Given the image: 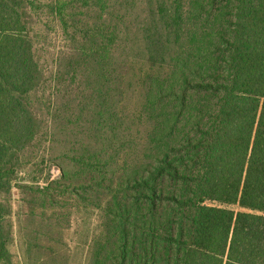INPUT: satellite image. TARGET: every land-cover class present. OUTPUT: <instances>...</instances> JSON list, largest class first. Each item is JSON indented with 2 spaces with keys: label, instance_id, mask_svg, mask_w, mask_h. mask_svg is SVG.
<instances>
[{
  "label": "trees",
  "instance_id": "obj_1",
  "mask_svg": "<svg viewBox=\"0 0 264 264\" xmlns=\"http://www.w3.org/2000/svg\"><path fill=\"white\" fill-rule=\"evenodd\" d=\"M87 5L106 17L90 26L81 10ZM110 7L108 0H0V264L11 263V205L4 196L40 130L30 99L42 81L31 13L47 8L57 19L69 41L60 62H91L85 121L98 132L94 140L107 127L111 143L92 141L96 151L88 143L70 159L95 173L100 156L118 143L109 91L119 74L112 61L122 31ZM167 11L165 45L147 43L153 57L139 106L152 119L146 148L122 163L119 180L73 185L80 197V187L109 190L103 233L91 241L87 264H264V0H171ZM181 14L192 16L195 27L178 28ZM151 27L152 20L144 37ZM126 144L117 146L120 153ZM35 189L41 208L50 207L53 187Z\"/></svg>",
  "mask_w": 264,
  "mask_h": 264
},
{
  "label": "rangeland",
  "instance_id": "obj_2",
  "mask_svg": "<svg viewBox=\"0 0 264 264\" xmlns=\"http://www.w3.org/2000/svg\"><path fill=\"white\" fill-rule=\"evenodd\" d=\"M38 1L46 3L51 0ZM90 1L97 3L98 0ZM170 1L108 0L110 6L113 5L109 10L121 19L122 31L112 61L114 70L119 74H116L115 81L112 80L109 91L111 105L116 112L117 127L113 135L118 143L114 144L113 141L111 150L104 151L100 156L103 165L109 164L99 166V171L95 173L88 168L86 171L83 169L86 167L70 159V156L84 153L82 151L86 150L88 143L95 149L93 144L100 142L99 146L102 147L109 140L107 127H103L99 139L94 140L98 132L85 121L92 106L91 85L94 79L86 71L91 62L78 58H71V65H67L63 59L60 62V56L68 52L69 41L62 34L57 19L50 16L47 8H43L40 14L31 13V40L42 81L30 99L40 121V130L34 141L23 149L22 171L16 175L11 192L4 196L11 205L8 218L11 231L8 244L10 264L88 263L91 241L103 233L101 222L105 219L102 209L109 190L100 189L101 184L94 185V191L82 189L95 179L109 184L107 178L118 176L122 163L134 162L147 146L146 136L152 128V119L139 108L145 96L142 86L147 82L143 74L150 73L148 60L153 57L147 50V43L148 46L150 41L165 45L163 29L171 24L167 11ZM81 10L87 14L90 26L95 25L97 19L106 17L103 10L95 5H87ZM150 20L153 27L144 37ZM174 23L178 28H194L196 22L192 16L187 18L181 14ZM176 35L180 36L181 30L176 31ZM73 42L71 38V47ZM156 59L159 60L160 56ZM84 106L87 108L82 111ZM110 143L111 139L107 146ZM121 143L127 144L120 153L117 146ZM116 149L118 152L114 154L113 150ZM63 171L66 178L61 176ZM48 184L53 187L49 191L54 200L51 205L49 203L50 207L41 208L40 203L45 202L34 190ZM79 184H84L83 188L77 190L83 197L77 196L73 190V185ZM207 203L219 204L214 201ZM227 206L237 209V206Z\"/></svg>",
  "mask_w": 264,
  "mask_h": 264
}]
</instances>
